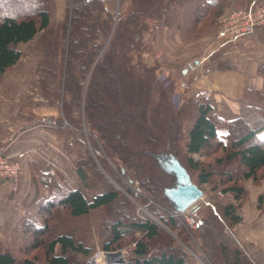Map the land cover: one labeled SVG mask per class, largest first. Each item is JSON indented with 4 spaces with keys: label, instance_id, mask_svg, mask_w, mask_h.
<instances>
[{
    "label": "trees",
    "instance_id": "trees-1",
    "mask_svg": "<svg viewBox=\"0 0 264 264\" xmlns=\"http://www.w3.org/2000/svg\"><path fill=\"white\" fill-rule=\"evenodd\" d=\"M53 1L0 0V79L19 64L18 45L37 38L41 63L36 105L60 107L62 118L76 128L82 124L76 113L82 110L83 124L95 140L90 153L80 132L73 133L82 148L75 172L82 188L93 189L92 179L101 191L88 202L78 189L63 186L53 190L52 197L32 202L10 231L11 249L0 246V264H86L92 249L58 229L62 215L82 217L98 209L105 210L100 228L110 235L103 251L135 243L125 262L110 264H193L183 248L186 243L176 246L174 238L162 230L165 226L178 228L177 233L186 239L180 224L167 212L174 211L173 207L163 197V189L173 184V177L159 168L154 155L172 154L200 188L208 185L210 191L218 189L235 200L243 199V183L255 182L264 170V92L244 91L239 114L226 122L222 139L216 132L222 120L211 113L208 103L196 97L182 98L173 108L168 100L171 85L162 86L154 67L144 65L139 51L149 20L170 25L180 0H118L117 16L106 3L64 0L65 16L57 23L51 22ZM108 37L99 55L100 39ZM258 73L264 75V67ZM155 114L164 124V141L146 129ZM187 122L191 128L183 151V125ZM111 181L125 185L126 195L134 198L137 194L132 187L136 186L165 209L150 206L153 220L136 217L126 196ZM257 209L264 212V193L257 197ZM191 212L198 222L194 237L209 262L264 264L256 248L246 249L234 238L231 226L240 221L234 205L218 207L204 201ZM212 230L217 237H229L231 249L223 242L215 244ZM134 232L141 235L136 237Z\"/></svg>",
    "mask_w": 264,
    "mask_h": 264
},
{
    "label": "crops",
    "instance_id": "crops-1",
    "mask_svg": "<svg viewBox=\"0 0 264 264\" xmlns=\"http://www.w3.org/2000/svg\"><path fill=\"white\" fill-rule=\"evenodd\" d=\"M252 1L255 0H180L174 8L171 28L157 29L151 33V40L146 39L150 40L148 47L168 55L159 61L160 66L172 70L174 66L169 65L170 63L184 65L185 68L180 72L192 80L190 92L200 89L211 91L208 105L211 113L222 120V124L216 127V132L222 139H225L227 133L226 122L239 114L244 91L247 89L264 92V75L258 73V69L264 67V27L255 28L246 37L226 41L210 50H207L206 45L201 46V40L196 42L197 45L185 40L187 34L199 23L205 24V29L210 32L228 4ZM64 16L65 1L54 0L52 21L60 22ZM32 42L33 40L18 45L21 52L20 65L5 72L0 82V150L11 160H15L16 155L23 154L18 179L15 182H0V246L9 249L12 247L10 231L32 202L52 197V191H58L63 186L78 189L88 202L96 194L94 189L82 188L76 175L74 163L81 158V149L74 140V134L62 126L60 110L36 105L40 100L37 71L41 57L35 54L23 55L25 46H30ZM27 52L29 53L28 50ZM223 63L229 65V68L217 70L216 67ZM26 64L31 65L35 72L30 76L33 78L30 91L22 86L23 81L29 77V72L15 71L17 67L26 68ZM208 64L214 65V69H206ZM190 128L191 123H186L185 144ZM261 193L257 191L253 194L252 200L256 201ZM204 195L207 197L205 192ZM256 206L254 203L253 207L244 209L239 216L245 224L256 223L257 232L244 231L238 239L243 243H255L258 248L254 244L253 247L264 258V242L260 240L264 231V213L260 214ZM96 211L91 210L87 215ZM72 237L85 247L93 246ZM55 253L60 254L59 246H56Z\"/></svg>",
    "mask_w": 264,
    "mask_h": 264
},
{
    "label": "rangeland",
    "instance_id": "rangeland-1",
    "mask_svg": "<svg viewBox=\"0 0 264 264\" xmlns=\"http://www.w3.org/2000/svg\"><path fill=\"white\" fill-rule=\"evenodd\" d=\"M105 3H106V6L110 9V11L113 12L115 16H117L119 13V10L121 8V5L118 3V0H108ZM248 3L237 2L235 4H228V6L225 7L223 12L227 11L229 8H232L236 5H242V4H248ZM219 19H220V16L218 18V21H219ZM173 21H174V13H173ZM173 21H172V23H173ZM218 21H217L215 27L213 29H210V32H208L207 29H205L206 28L205 24H203V23L197 24L195 26V28L193 30H191L190 33L187 34L185 41H187L188 43H193V44L197 45L196 42L201 40L203 42V43L201 42L202 44L200 43L201 46L206 45V47H208L207 50H210V48L213 46H217L218 44H221L215 38L216 32L218 30ZM51 22L57 23V22L52 21V18H51ZM154 22H157L156 26H152L151 29H147L145 32L142 33L139 51H140L141 56L144 60V65L154 67V69H155L154 70V76L158 79V81L162 84V86L163 87H168V86L170 87V85H171L173 92L168 97V100H169L171 106L173 108H176L180 104L182 98L185 100L194 99L196 96V92L195 91L190 92L191 91L190 89H192L191 88L192 80H190L188 77H184L180 72L181 69L185 68L183 64L170 63L169 65L174 66L172 68V70L168 69L167 67L160 66L159 61H162L163 58H165V56L168 57V55H164V53L156 51V48L153 49V48L148 47V42H150V40L152 39V37H150V36H151V33H153V31H156L157 29L159 30L161 28H166V27L168 29H170L172 26V23L170 25H164L162 23V21H160V20L154 21ZM146 39H150V40L146 41ZM108 41H109V37L104 38V39L103 38L100 39V42L102 43V48H101L99 55H101V53L105 49ZM36 42H37V38L33 40L32 44L30 46H25L24 51H23L24 56H27L29 54H31V55L35 54L37 57H39V56L41 57L39 51L36 49ZM195 45L192 46V48H194ZM192 48H190V49H192ZM27 50L29 51V53L27 52ZM33 51H35L36 53H32ZM167 52H168V50H167ZM169 57H170V55H169ZM169 60H172V58H169ZM19 65L20 64H18L17 66H19ZM25 66H26V68L17 67L15 69V71L16 70H22V71L27 70L29 72V74H28L29 77L23 81L22 86L25 88H28V90L30 91V88H32V86H33V84H32L33 78L30 76L34 75L35 72H34V69H32L31 65L26 64ZM29 66H31V67H29ZM213 67H214V65L208 64V67H206V69L208 68L210 71V70L214 69ZM216 68H217V70H222L223 68H229V65H226L225 63H223L220 66H217ZM37 77H38V75H37ZM1 80H2V78L0 79V82H1ZM180 85H182V86H180ZM206 90H208V89H206ZM210 94H211V91H210ZM211 96H212V94H211ZM154 104H155V102L152 103L153 109L155 108ZM240 106H241V103H240ZM53 108H58L60 110V113H61L60 107H53ZM76 115L78 116V120L80 118V120L82 122L80 127L76 128L72 124L65 121L62 118V113H61L60 114V120L62 121V126H64L65 128H68L69 132H71V133H75V132L79 131L81 134V139L85 143L86 149L90 153H92L93 152V150H92L93 149L92 139L95 140V137H93V135L90 132V130L88 129V127L84 126L83 118H82L83 113H82L81 109L79 112L76 113ZM158 116L162 117L163 115L161 113H159ZM158 116L156 117V114H155V117L151 118L149 120V122H147L146 129L149 130L151 134L156 135L158 138H160V139H162V141H164L165 140V137H164L165 132L163 131L164 130V124L162 123V120L159 119ZM187 123H190V122H187ZM185 125H186V123L183 125V135H185L184 134L185 133V131H184ZM184 141H185V136L181 142V145L183 147V151L185 150L184 149V146H185ZM79 147L82 150L81 146H79ZM190 157H192L194 160H198V159L200 161L204 160L203 158H201L198 155H190ZM93 158L96 161V165L99 168V170H101L106 175L105 171L102 168V163L99 162L97 157L93 156ZM107 177L109 179V176H107ZM111 182L113 183V185L119 191L120 194L126 196L128 202L130 203V206H132V208L134 210V214L136 215V217H139L141 219L153 220L154 217L150 214V206L154 205L155 208H158L161 211H163V209H165L164 205L159 204L158 202H155V200H153L151 198V196L146 195L142 191H138L136 186L132 187L133 192H135V194H137V197L134 198V197H131L130 195L129 196L126 195L125 185L121 184L118 181H115V182L111 181ZM90 185H91V188H93L95 190V192L101 191L100 189H97L95 187L96 182H94L92 179H90ZM201 189H202L203 193L205 192V194L207 196V197H205V195H204V199L201 202L209 201L218 207H222V206H226L228 204H232L235 206V215L240 217L239 214L244 209H247L248 207H253L254 203L257 205V200L256 201L252 200V198L254 197L253 194H255L257 191H261L262 192L261 194L264 193V170L259 173L258 179L255 182H252L249 180V181H246L243 183L244 196H243V199H241V200H235L232 195L223 194L218 189L215 191H210V187L208 185L202 186ZM250 202H251V204H250ZM256 209H257V206H256ZM191 211H192V208L190 209V212ZM167 212L169 214V212H171V211H167ZM261 213H264V212H260V214ZM191 214H192V212H191ZM65 219H66V221H65ZM104 219H105V210H100V209H98L96 212L91 213L90 215H87L84 217H79L77 219L75 217H69L66 215H62L61 226L59 227L58 232L72 235V236L76 237V239H82L83 241L87 242L88 244L93 245L91 247L92 252H91L90 256L86 259V264H106V258L105 257L101 258L98 256L99 255L98 253L103 251V249H102L103 244L110 239V235L108 233H105L106 231H103L100 228V224L103 222ZM224 223H225V225L229 226L228 221H226ZM180 226L182 227V229L185 233L186 239L184 238L183 234L179 235L177 233L179 231L178 228H170V227L165 226V227H162V230L174 238V243L176 244V246H183L186 243V245H184L183 248L186 249V251L189 253L188 257L193 262V264H214V263L209 262L206 259V256L204 255L202 248L199 245V242L198 241L196 242V239L194 237V232L196 231V229L193 230V232H192V231H188L187 229H185L181 224H180ZM257 226L258 225L256 223L254 224V222L251 224L250 223L245 224L244 221H242L241 217H240L239 223L231 226V231H232L236 241L241 246H244L247 249V247L250 248L251 246H253V244L256 247H257V245L255 243H250V244L249 243H243L238 239V236L247 230H249L250 233H252V232L256 233L257 232L256 231ZM92 229H93V231H92ZM93 233H94V236H93ZM134 234H135L134 236H136V237H139L141 235L139 232H134ZM212 236L214 238L215 244L223 242L226 246H228L231 249L232 244L230 243V241L228 239L229 237L228 238L226 236L223 238L217 237L218 235L214 231L212 233ZM260 238H261L260 240L262 242H264V231H262ZM132 244H133V242L127 243V244L124 243L117 250H125L126 248L130 247ZM117 250H113L111 252H114ZM247 251L249 253L251 252V254H254V252H253L254 250L251 251L250 249H248ZM103 252H105V251H103ZM130 255H132V252H130Z\"/></svg>",
    "mask_w": 264,
    "mask_h": 264
},
{
    "label": "built area",
    "instance_id": "built-area-1",
    "mask_svg": "<svg viewBox=\"0 0 264 264\" xmlns=\"http://www.w3.org/2000/svg\"><path fill=\"white\" fill-rule=\"evenodd\" d=\"M102 3L108 0H96ZM157 22L149 21L148 29L156 26ZM264 27V0H255L248 4L236 5L229 8L220 15L218 21V30L215 38L219 43L226 41L238 40L253 33L255 28ZM196 98L201 99L205 103L210 101L211 94L209 90L200 89L196 92ZM23 154L16 155L15 160L8 159L0 150V182H15L20 174V159ZM169 215L179 222L185 229L192 231L197 229L198 222L189 210L184 212H169ZM135 243L125 250H117L114 252H99L98 256L103 258L106 253H119L124 262L133 252Z\"/></svg>",
    "mask_w": 264,
    "mask_h": 264
},
{
    "label": "water",
    "instance_id": "water-1",
    "mask_svg": "<svg viewBox=\"0 0 264 264\" xmlns=\"http://www.w3.org/2000/svg\"><path fill=\"white\" fill-rule=\"evenodd\" d=\"M154 159L164 173L173 177V184L163 189V197L174 211H187L203 200L202 189L191 181L188 173L172 154H156ZM104 257L106 264L124 262L119 253H106Z\"/></svg>",
    "mask_w": 264,
    "mask_h": 264
}]
</instances>
